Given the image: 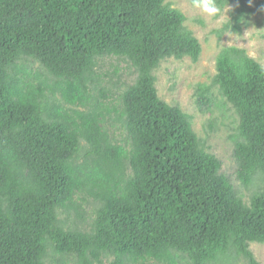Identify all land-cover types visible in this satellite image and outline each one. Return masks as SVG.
<instances>
[{"label":"trees","instance_id":"trees-1","mask_svg":"<svg viewBox=\"0 0 264 264\" xmlns=\"http://www.w3.org/2000/svg\"><path fill=\"white\" fill-rule=\"evenodd\" d=\"M215 4L235 6L219 38L264 13V0ZM184 22L167 0H0V264H46L50 252L77 264H259L250 244H264V68L225 48L212 82L239 118L238 180L262 178L247 205L190 117L158 96L162 61L200 59ZM103 58L137 75L114 110L125 145L104 130L113 110L92 94L108 98L95 74ZM210 91L200 86L198 102ZM78 196L96 205L90 231L59 218L82 219Z\"/></svg>","mask_w":264,"mask_h":264},{"label":"rangeland","instance_id":"rangeland-1","mask_svg":"<svg viewBox=\"0 0 264 264\" xmlns=\"http://www.w3.org/2000/svg\"><path fill=\"white\" fill-rule=\"evenodd\" d=\"M167 3L185 17L184 26L199 41L202 53L197 63L192 62L188 57L182 60L172 58L162 61L154 72L158 96L168 105L180 107L184 114L190 117L198 138L205 143L208 151L222 162L221 173L230 179L237 195L244 203L250 205L253 194L260 192L263 188L262 178L257 177L248 187L238 180V164L234 157V150L239 118L232 106L222 97L218 87L212 86V82L217 74V58L225 48L245 50L250 58L264 68V13L250 16L241 27L240 34L226 33L219 38L217 32L232 19L234 5L224 9L218 8L216 14L207 15L194 7L192 0H167ZM26 63L33 76L36 72H44L37 62ZM95 74L101 78L98 90L104 88L103 91L108 92V98L101 97L98 91L92 94L97 97L101 107L113 110L111 114L106 115L104 130H108L117 143L125 145L128 138L127 132L116 111H121L120 96L127 86L135 83L137 75L129 63L116 58L100 59ZM200 86L211 87L207 96L208 103L198 102L197 94ZM83 144L85 145L84 142ZM80 197H76L75 200L81 207L82 219L75 211L60 212L59 218L66 224L65 229L75 228L73 224L76 223L80 229L90 231L95 219L96 205L89 197L79 200ZM250 250L257 262L264 264V244H250ZM112 261L113 258H107L104 264H110ZM46 264H77V259L73 256H60L50 252ZM147 264L157 263L148 262ZM225 264H247V262L243 259L230 258Z\"/></svg>","mask_w":264,"mask_h":264},{"label":"clouds","instance_id":"clouds-1","mask_svg":"<svg viewBox=\"0 0 264 264\" xmlns=\"http://www.w3.org/2000/svg\"><path fill=\"white\" fill-rule=\"evenodd\" d=\"M192 4L207 15H214L218 12L215 0H192Z\"/></svg>","mask_w":264,"mask_h":264}]
</instances>
